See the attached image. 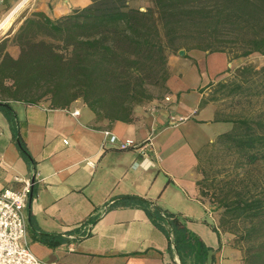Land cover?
I'll list each match as a JSON object with an SVG mask.
<instances>
[{
    "label": "crops",
    "instance_id": "0c3cea01",
    "mask_svg": "<svg viewBox=\"0 0 264 264\" xmlns=\"http://www.w3.org/2000/svg\"><path fill=\"white\" fill-rule=\"evenodd\" d=\"M20 1L4 0L0 20ZM90 2L34 0L33 7L55 19ZM237 66L222 51L168 56L166 93L135 106L130 121L98 119L79 100L64 108L0 101V192L31 182L24 208L31 251L45 264H180L168 211L208 247L204 264H232L236 251L200 194L197 152L231 127L207 95ZM106 131L135 144L150 139V151L104 146ZM126 197L143 199L160 218Z\"/></svg>",
    "mask_w": 264,
    "mask_h": 264
},
{
    "label": "trees",
    "instance_id": "16d2710c",
    "mask_svg": "<svg viewBox=\"0 0 264 264\" xmlns=\"http://www.w3.org/2000/svg\"><path fill=\"white\" fill-rule=\"evenodd\" d=\"M12 40L19 47L16 57L0 44V101L31 104L45 98L64 108L81 98L98 119L130 121L135 106L155 98L152 87L167 91L169 52L222 51L229 60L264 54V0H151L144 10L128 0H91L55 19L32 12ZM226 73L230 77L218 79L217 89L260 105L235 115L217 111L216 118L231 127L197 152L202 174L200 153L207 147L233 155L236 167L264 161V65H241ZM197 184L205 195L203 178ZM216 200L219 225L235 233L233 247L241 252V264H264V196L241 189ZM123 202L160 218L143 199ZM164 214L183 264H204L208 247L183 218Z\"/></svg>",
    "mask_w": 264,
    "mask_h": 264
},
{
    "label": "rangeland",
    "instance_id": "374dc122",
    "mask_svg": "<svg viewBox=\"0 0 264 264\" xmlns=\"http://www.w3.org/2000/svg\"><path fill=\"white\" fill-rule=\"evenodd\" d=\"M128 2L129 5L139 7L141 10H144L146 7L151 5V0H128ZM33 3L34 0H26L15 12L10 15L8 21L3 23L4 29H0V44L4 45L5 49H9L16 56L19 54V47L13 42L12 37L23 19L29 16L32 12L38 11L34 9ZM10 11H8V13ZM177 54L178 51H171L168 53V56ZM235 59L238 66L250 64L255 68H259L264 65V54L260 53H253L248 56ZM228 77H230V74L225 73L218 79L223 78L225 80ZM216 81L212 82V85L209 87L210 90L207 97L211 96L216 99L212 102L216 105L217 110L220 113L235 115L244 110L249 111L251 107H253V109L259 107L260 104L257 101L250 105L245 97L240 95H228L227 89H217ZM151 91L154 97H160L166 93L158 87H152ZM40 92L41 89L39 88L34 91L33 95H37ZM46 100L47 99L42 98L40 101ZM78 100L82 101L81 98H78L77 101ZM200 167L203 171V174L202 172H199L200 178H203L205 189H208L206 194L202 196L204 197L210 212H212V215L215 217L218 228L226 237V244L236 251V256L234 257L232 264H241V252L233 247L235 244V233L226 231L219 225L220 210L216 207V199L221 197L225 192H232L233 190L241 189L249 191L250 193H261V195L264 196V161L261 160L254 165L236 167L234 165L233 155L227 154L219 148L207 147L200 153ZM232 194L230 196H232ZM240 229L236 228V230Z\"/></svg>",
    "mask_w": 264,
    "mask_h": 264
},
{
    "label": "built area",
    "instance_id": "2783aa9c",
    "mask_svg": "<svg viewBox=\"0 0 264 264\" xmlns=\"http://www.w3.org/2000/svg\"><path fill=\"white\" fill-rule=\"evenodd\" d=\"M4 0H0V7ZM169 100V97H165ZM77 114L78 110H73ZM184 117H179V121ZM105 144L118 149H134L141 155L150 151V139L138 144L131 140H121L110 131H106ZM64 142H67L64 140ZM31 182L24 180L18 188L6 187L0 192V264H45L29 248L26 242V223L24 208L31 194Z\"/></svg>",
    "mask_w": 264,
    "mask_h": 264
},
{
    "label": "bare ground",
    "instance_id": "6f19581e",
    "mask_svg": "<svg viewBox=\"0 0 264 264\" xmlns=\"http://www.w3.org/2000/svg\"><path fill=\"white\" fill-rule=\"evenodd\" d=\"M26 0H21L18 4H16L11 11L0 21V29H4L3 28V23L7 22L10 15L15 12Z\"/></svg>",
    "mask_w": 264,
    "mask_h": 264
},
{
    "label": "water",
    "instance_id": "95a60500",
    "mask_svg": "<svg viewBox=\"0 0 264 264\" xmlns=\"http://www.w3.org/2000/svg\"><path fill=\"white\" fill-rule=\"evenodd\" d=\"M178 53H179V54H183V53H184V49H179V50H178ZM180 264H183V263L180 262Z\"/></svg>",
    "mask_w": 264,
    "mask_h": 264
}]
</instances>
